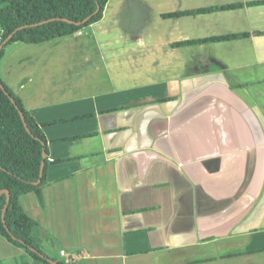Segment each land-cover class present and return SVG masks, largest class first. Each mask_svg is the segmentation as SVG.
I'll use <instances>...</instances> for the list:
<instances>
[{"label": "crops", "instance_id": "0c3cea01", "mask_svg": "<svg viewBox=\"0 0 264 264\" xmlns=\"http://www.w3.org/2000/svg\"><path fill=\"white\" fill-rule=\"evenodd\" d=\"M0 77L47 140L20 200L51 258L264 264V0H110ZM0 264L34 262L0 236Z\"/></svg>", "mask_w": 264, "mask_h": 264}, {"label": "trees", "instance_id": "16d2710c", "mask_svg": "<svg viewBox=\"0 0 264 264\" xmlns=\"http://www.w3.org/2000/svg\"><path fill=\"white\" fill-rule=\"evenodd\" d=\"M110 0H0V65L14 43L39 45L98 23ZM98 13L92 16L97 10ZM91 19L83 23L88 17ZM238 36L201 40H230ZM3 87V88H2ZM48 144L42 128L0 77V236L24 250L34 264H68L43 248L48 233L24 210L21 196L35 193L43 203ZM43 168V175L41 171ZM9 191V194L6 193Z\"/></svg>", "mask_w": 264, "mask_h": 264}, {"label": "water", "instance_id": "95a60500", "mask_svg": "<svg viewBox=\"0 0 264 264\" xmlns=\"http://www.w3.org/2000/svg\"><path fill=\"white\" fill-rule=\"evenodd\" d=\"M99 9H100V6H98V8H97V10L95 11V13L92 15V16H94V15H96L97 13H98V11H99ZM92 16H90V17H88V18H86L85 20H84V22L83 23H86V22H88L90 19H91V17ZM12 37H13V35H11L1 46H0V49L5 45V44H7L11 39H12ZM3 88V87H2ZM43 175V168H42V171H41V176ZM6 193L7 194H9V191H6Z\"/></svg>", "mask_w": 264, "mask_h": 264}, {"label": "built area", "instance_id": "2783aa9c", "mask_svg": "<svg viewBox=\"0 0 264 264\" xmlns=\"http://www.w3.org/2000/svg\"><path fill=\"white\" fill-rule=\"evenodd\" d=\"M2 33H3L2 30H0V41L2 39ZM61 255L62 256H66V251L65 250H62L61 251ZM68 261H69L70 264H73L74 263V261L72 259H69Z\"/></svg>", "mask_w": 264, "mask_h": 264}, {"label": "rangeland", "instance_id": "374dc122", "mask_svg": "<svg viewBox=\"0 0 264 264\" xmlns=\"http://www.w3.org/2000/svg\"><path fill=\"white\" fill-rule=\"evenodd\" d=\"M88 32H91V31H88ZM92 58L95 59L96 57H92ZM104 63H105V61H104ZM103 65H104V64H103ZM99 67H103L102 64H100ZM100 73H102V74L104 73V76H105V71H103V69H101V72H100Z\"/></svg>", "mask_w": 264, "mask_h": 264}]
</instances>
